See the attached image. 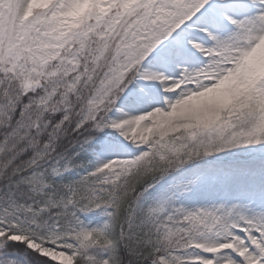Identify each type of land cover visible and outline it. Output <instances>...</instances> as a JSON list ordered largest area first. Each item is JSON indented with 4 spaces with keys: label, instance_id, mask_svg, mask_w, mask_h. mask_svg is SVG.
<instances>
[{
    "label": "snow or ice",
    "instance_id": "6c2138e0",
    "mask_svg": "<svg viewBox=\"0 0 264 264\" xmlns=\"http://www.w3.org/2000/svg\"><path fill=\"white\" fill-rule=\"evenodd\" d=\"M0 264H264V0H0Z\"/></svg>",
    "mask_w": 264,
    "mask_h": 264
}]
</instances>
